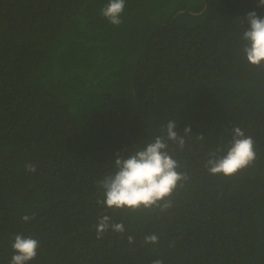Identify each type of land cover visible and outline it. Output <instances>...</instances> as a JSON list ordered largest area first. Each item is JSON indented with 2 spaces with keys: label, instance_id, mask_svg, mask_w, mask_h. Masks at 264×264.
<instances>
[{
  "label": "trees",
  "instance_id": "obj_1",
  "mask_svg": "<svg viewBox=\"0 0 264 264\" xmlns=\"http://www.w3.org/2000/svg\"><path fill=\"white\" fill-rule=\"evenodd\" d=\"M109 2L0 0V264L17 234L40 242L27 264H264V66L247 62L239 39L264 6L125 0L116 26L102 15ZM169 120L181 135L191 128L174 152L189 179L173 207L125 215L97 204L117 153ZM234 126L253 137L256 160L211 175L209 154L226 153ZM100 214L124 236L97 239ZM152 233L155 246L144 243Z\"/></svg>",
  "mask_w": 264,
  "mask_h": 264
},
{
  "label": "clouds",
  "instance_id": "obj_2",
  "mask_svg": "<svg viewBox=\"0 0 264 264\" xmlns=\"http://www.w3.org/2000/svg\"><path fill=\"white\" fill-rule=\"evenodd\" d=\"M264 6V0H258V7ZM125 8V0H110L102 9V15L113 25L122 23L121 14ZM248 27L245 28L239 39L243 42V52L247 62L253 66H264V17L258 16L256 11L246 14ZM175 120H169L161 129L160 135L147 141L145 146L122 156L117 153L114 162V171L97 181L103 199L98 198L96 203L106 206V210L122 212L125 215L132 213H164L173 207V195L178 188L184 186L189 177L181 171L180 162L174 158L176 150L183 151L186 137L191 128L184 129V135L176 130ZM203 139V136H199ZM170 144L173 146L170 149ZM214 150L206 161L207 171L211 175L231 177L251 166L256 160L255 141L239 126L232 129V140L224 155L217 157ZM25 168L29 172L36 171V165L27 163ZM24 221L34 219V216L24 215ZM124 236V223L114 222L112 216L100 214L96 225V238L102 239L108 231ZM129 244L135 243V237L126 236ZM145 244L157 245L159 236L156 233L144 236ZM40 242L31 236L25 238L17 234L11 244L15 254L10 264H27L37 257ZM152 264H163L161 259L152 261Z\"/></svg>",
  "mask_w": 264,
  "mask_h": 264
}]
</instances>
